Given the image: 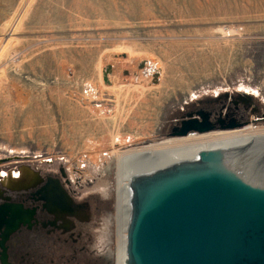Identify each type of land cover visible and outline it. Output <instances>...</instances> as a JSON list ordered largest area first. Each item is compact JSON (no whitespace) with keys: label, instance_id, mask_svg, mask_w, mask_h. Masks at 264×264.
<instances>
[{"label":"rangeland","instance_id":"obj_1","mask_svg":"<svg viewBox=\"0 0 264 264\" xmlns=\"http://www.w3.org/2000/svg\"><path fill=\"white\" fill-rule=\"evenodd\" d=\"M129 66L160 89L127 96ZM235 104L264 126V0H0V176L63 170L79 211L72 232H25L11 261L115 264L109 148L182 138L189 113Z\"/></svg>","mask_w":264,"mask_h":264},{"label":"water","instance_id":"obj_2","mask_svg":"<svg viewBox=\"0 0 264 264\" xmlns=\"http://www.w3.org/2000/svg\"><path fill=\"white\" fill-rule=\"evenodd\" d=\"M196 113L200 120L189 113L171 137L215 130L207 112ZM244 125L230 121L220 129ZM228 158L201 150L194 159L131 178L125 264H264V184L238 174ZM26 184L2 183L14 192ZM27 212L16 204L0 206L4 240L27 222ZM0 247V264H10L4 241Z\"/></svg>","mask_w":264,"mask_h":264},{"label":"bare ground","instance_id":"obj_3","mask_svg":"<svg viewBox=\"0 0 264 264\" xmlns=\"http://www.w3.org/2000/svg\"><path fill=\"white\" fill-rule=\"evenodd\" d=\"M118 67L119 66H117V69ZM129 67L127 68L130 70L129 72L134 73V86H123L122 84H124V82L119 83L124 87V91L127 96H133L136 92V95L139 97L142 95L141 92L146 95L153 90L160 89L158 77L155 78L156 80H152L153 83L151 84L150 81L146 80V76L139 74L135 68L130 67L129 69ZM155 75L156 74H154V76ZM116 85H118L116 82L108 85L111 92L113 91V87L115 88ZM131 98L132 97H130V99ZM125 100H127L126 97ZM123 111L121 112L123 113ZM125 115H127V113ZM114 123L115 122H113V124ZM189 134L188 136L186 135L187 137L175 136L182 138L165 139L164 141H158L159 143L157 142L156 144H150L134 149L130 148L129 150L121 153H118L114 147L115 145L109 148L106 156L113 155L117 162L116 202L114 215L116 227L115 264H125L126 226L130 213L129 183L133 176L149 172L181 160L194 159L201 150H214L222 151L229 156L230 158H228V161L231 163V167H233L238 174L245 176L251 181H259L264 184V126L247 125L241 128L239 127L231 129L230 131L219 133H207L203 135L202 133H198V135H193L195 133ZM118 140L119 138H115L111 142L115 144ZM90 160L94 165H97L99 161L98 156H92Z\"/></svg>","mask_w":264,"mask_h":264},{"label":"flooded vegetation","instance_id":"obj_4","mask_svg":"<svg viewBox=\"0 0 264 264\" xmlns=\"http://www.w3.org/2000/svg\"><path fill=\"white\" fill-rule=\"evenodd\" d=\"M222 108H224L223 111ZM199 110L208 113V119L214 128H221L222 125H226L230 121L245 123L244 120H241L244 114L239 112V106L236 104L233 109L224 105L220 107L215 114H211L202 108L196 109L194 113L191 112L192 117H197L200 120V116L196 113ZM224 131H212L207 133H219ZM207 133H202V135ZM193 135H198V133ZM35 173H37V175L32 179L34 174L27 168H21L18 173H11L9 176H0L2 179L0 183L8 186H15L22 182L27 183V186L30 185L25 190L10 191L9 193L3 191L0 193V206L4 204H16L28 211L25 216L27 222L25 224H20L16 230L10 232L5 240L3 239L4 224L0 228V241H4L7 259L10 264L15 263L11 261L10 247L17 242V239H21V235L25 232L35 233V235L44 233L55 234L63 231L72 232L74 229V220H77L79 215L78 203L69 194V189L66 186L68 181L64 179L67 175L63 170H60L58 175L43 174L40 172ZM62 179H64V183ZM7 196H10V198L6 200ZM0 251H2L1 247Z\"/></svg>","mask_w":264,"mask_h":264}]
</instances>
